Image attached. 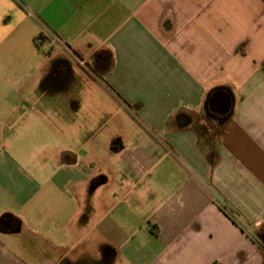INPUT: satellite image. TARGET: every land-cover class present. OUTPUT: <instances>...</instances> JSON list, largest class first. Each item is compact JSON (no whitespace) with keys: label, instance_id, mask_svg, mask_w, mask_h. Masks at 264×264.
I'll return each mask as SVG.
<instances>
[{"label":"crops","instance_id":"obj_1","mask_svg":"<svg viewBox=\"0 0 264 264\" xmlns=\"http://www.w3.org/2000/svg\"><path fill=\"white\" fill-rule=\"evenodd\" d=\"M89 85L128 120L61 139ZM262 238L264 0H0V264H264Z\"/></svg>","mask_w":264,"mask_h":264},{"label":"rangeland","instance_id":"obj_2","mask_svg":"<svg viewBox=\"0 0 264 264\" xmlns=\"http://www.w3.org/2000/svg\"><path fill=\"white\" fill-rule=\"evenodd\" d=\"M107 58L109 62V55H107ZM88 88L89 91L87 93L86 99H84L82 111H72L69 105L61 103L58 105L57 110L51 113L50 119L53 131H58V137L61 139L69 132L75 133V131H99L101 126L107 121H109V127L103 131H105V136L111 135L116 132L118 118L124 119L126 121L128 120L127 113L124 112L123 109L119 110L121 106L110 99L105 92H103L100 88L91 87L90 85ZM116 113H119L117 119L111 118V116ZM48 249L50 248H27L23 249V251L26 253L28 250L30 253V256L26 258L27 261L31 260V253L43 257L44 259L51 257L54 258L55 254H52L50 251L51 249ZM15 250L20 252L22 249L19 247L15 248ZM46 252L51 253V255L47 254Z\"/></svg>","mask_w":264,"mask_h":264},{"label":"water","instance_id":"obj_3","mask_svg":"<svg viewBox=\"0 0 264 264\" xmlns=\"http://www.w3.org/2000/svg\"><path fill=\"white\" fill-rule=\"evenodd\" d=\"M206 113L209 117L224 123L228 121L234 112L235 98L228 89L217 88L213 90L208 98ZM264 241V238H262Z\"/></svg>","mask_w":264,"mask_h":264},{"label":"flooded vegetation","instance_id":"obj_4","mask_svg":"<svg viewBox=\"0 0 264 264\" xmlns=\"http://www.w3.org/2000/svg\"><path fill=\"white\" fill-rule=\"evenodd\" d=\"M99 62L97 61V59L95 61H88L86 63H81L87 70H93L94 68H99ZM10 223H12L11 221H9Z\"/></svg>","mask_w":264,"mask_h":264},{"label":"trees","instance_id":"obj_5","mask_svg":"<svg viewBox=\"0 0 264 264\" xmlns=\"http://www.w3.org/2000/svg\"><path fill=\"white\" fill-rule=\"evenodd\" d=\"M212 163L215 164L216 161H213ZM262 244H263V245H260V244H259V247H260V249L262 250V252L264 253V242H263Z\"/></svg>","mask_w":264,"mask_h":264}]
</instances>
